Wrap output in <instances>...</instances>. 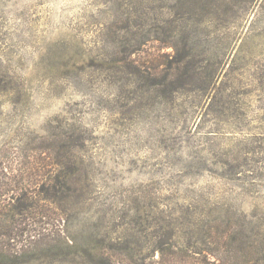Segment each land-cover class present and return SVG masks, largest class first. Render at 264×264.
Segmentation results:
<instances>
[{
	"label": "rangeland",
	"instance_id": "374dc122",
	"mask_svg": "<svg viewBox=\"0 0 264 264\" xmlns=\"http://www.w3.org/2000/svg\"><path fill=\"white\" fill-rule=\"evenodd\" d=\"M3 243L23 264L264 256V0H0Z\"/></svg>",
	"mask_w": 264,
	"mask_h": 264
},
{
	"label": "trees",
	"instance_id": "16d2710c",
	"mask_svg": "<svg viewBox=\"0 0 264 264\" xmlns=\"http://www.w3.org/2000/svg\"><path fill=\"white\" fill-rule=\"evenodd\" d=\"M184 7V5H183ZM186 11L187 13H195L197 12V10L199 9V5L196 4V3H190L188 6H186ZM186 15V14H184ZM188 18H191V17H188ZM174 48L176 49V45L174 46ZM181 61H183V58L181 59ZM168 78V82L166 84H162L160 82H154V84H152V88L153 89H159L161 86L162 87H173L174 86V81L170 80V76L167 77ZM177 86H174V89H176ZM246 238V236H245ZM232 239V238H231ZM234 241V239H232ZM239 249L241 250L242 249V246H238ZM22 250L24 248H21ZM254 264H260V261L261 259H264V256L260 253H255L254 251ZM260 256V257H259ZM14 258H16L14 260ZM18 257L14 256L13 254H11L8 250V246L6 244H0V264H23L24 262H19L17 261ZM246 264H250L249 262H245Z\"/></svg>",
	"mask_w": 264,
	"mask_h": 264
}]
</instances>
